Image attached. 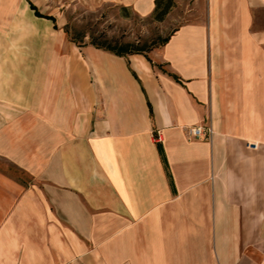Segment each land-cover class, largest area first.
Instances as JSON below:
<instances>
[{"label": "crops", "instance_id": "crops-1", "mask_svg": "<svg viewBox=\"0 0 264 264\" xmlns=\"http://www.w3.org/2000/svg\"><path fill=\"white\" fill-rule=\"evenodd\" d=\"M32 1L59 28L0 0V264H264V0H194L149 56L57 5L156 0Z\"/></svg>", "mask_w": 264, "mask_h": 264}, {"label": "rangeland", "instance_id": "rangeland-1", "mask_svg": "<svg viewBox=\"0 0 264 264\" xmlns=\"http://www.w3.org/2000/svg\"><path fill=\"white\" fill-rule=\"evenodd\" d=\"M174 2L162 20L155 18L153 14L139 15L112 3L96 9H88L77 2H66L57 5L61 7L57 17L63 14L66 23L70 22L73 29L88 30L96 36H106L112 42L138 44L148 48L147 52H149L160 45L163 36L171 33L188 17L193 16L189 10L194 6V0H174ZM15 3L0 2V21L3 22L4 28L7 27L8 17L19 12L16 11ZM55 5V2H48L43 10L53 9ZM152 45L155 46L151 48ZM4 166L6 167L7 164ZM12 171L17 175L25 176V179L29 177L21 170L12 168Z\"/></svg>", "mask_w": 264, "mask_h": 264}, {"label": "trees", "instance_id": "trees-1", "mask_svg": "<svg viewBox=\"0 0 264 264\" xmlns=\"http://www.w3.org/2000/svg\"><path fill=\"white\" fill-rule=\"evenodd\" d=\"M30 3L31 7L35 9L36 14L53 19L55 22V27L59 28L57 18L54 14L42 12L32 0H30ZM174 3V0H156V6L152 14L155 18L162 20L165 15L169 12L170 8L173 6ZM63 28L69 33L71 39L76 41L79 45H83L89 42L97 47L109 50L117 54L129 55L130 53L140 52L149 56L147 52L148 48L140 46L138 44H133L129 42H112L106 36H96L93 32H89L88 30H82L77 28L73 29L70 25V22L65 23ZM87 34L90 35V38L88 40L86 38ZM170 35L171 33L163 36L161 38L160 44L167 42L170 38ZM154 46L152 45L151 48H153Z\"/></svg>", "mask_w": 264, "mask_h": 264}, {"label": "built area", "instance_id": "built-area-1", "mask_svg": "<svg viewBox=\"0 0 264 264\" xmlns=\"http://www.w3.org/2000/svg\"><path fill=\"white\" fill-rule=\"evenodd\" d=\"M208 132H211V129H208ZM206 134V130L201 125H195L189 128V135L196 136V135H204Z\"/></svg>", "mask_w": 264, "mask_h": 264}]
</instances>
